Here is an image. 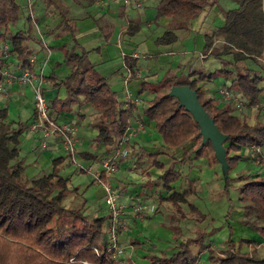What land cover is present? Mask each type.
<instances>
[{"label": "trees", "instance_id": "16d2710c", "mask_svg": "<svg viewBox=\"0 0 264 264\" xmlns=\"http://www.w3.org/2000/svg\"><path fill=\"white\" fill-rule=\"evenodd\" d=\"M47 6L56 5V0H44ZM78 2L79 0H73ZM218 0H160L157 17L169 16L182 21L181 28L198 15L217 3ZM237 8L223 14V23L215 32L204 36L203 55L217 61L221 68L212 72H197L198 77L191 79L195 72L184 77L167 74L157 84L142 82L139 93L149 88L152 98L144 104L141 114L152 121L165 147H178L186 141L191 146L184 149L180 162L206 158L208 165L218 163L210 142L202 144L199 127L192 116L179 106L178 101L168 92L172 86L188 85L196 92L199 103L213 120L219 131L226 135L223 143L227 163V178L224 180V193L230 202L228 187L232 182L239 183L238 201L242 204L243 215H253L252 221L242 220V224L264 236V173H242L234 178L228 176L241 160L239 152L254 148H264V123L248 124L234 111L238 109L233 100L225 101L219 107L213 98L199 85L202 81L222 78L230 81L227 90L238 95L242 106L254 107L264 96V0H235ZM20 6L15 0H0V42L7 41L10 53L21 66L27 64L31 54L28 45V31L19 30L14 34L7 32L8 26H14L20 15ZM137 25H128L127 34H134ZM176 41L172 31H165L155 39L156 45H169ZM75 47L64 51V63L70 73L64 79L54 80L53 86L62 85L66 96L63 100H54V113L68 111L72 105L89 104L98 116L92 124L97 134L96 144H102L115 150L122 138L135 110V104L121 102L118 94L99 76L87 61V52H75ZM136 58L124 56L123 62L129 71V77L137 73ZM59 64H56L58 66ZM256 68V69H255ZM6 108L0 109V264H134L129 258L114 256L107 249L106 226L109 214L91 217L85 215L82 206L65 207L63 201L76 192L70 193L69 180L59 175V167L64 158L51 161L52 170L48 174L28 179L24 168L18 161L19 137L25 127L6 123ZM254 152L249 151L248 156ZM86 160L93 159L89 153H83ZM155 166H163L154 162ZM81 171V170H80ZM180 177V173L171 167L166 168L160 178L166 191L162 201L170 203L175 215L172 222L187 218L181 204H187L188 214L195 216L197 222L207 219L190 205L189 191L176 192L171 187ZM232 204L228 208L231 210ZM226 248L219 251L206 249L199 240L203 233L195 238L178 242L175 251L170 254L147 256L145 264H196L197 257L189 249L196 243L200 251H207V264H262L264 256L258 257L255 248L249 253L241 251L243 246L254 242L247 239H231L232 228L227 226ZM173 234L180 231L178 225L172 226ZM202 235V236H201Z\"/></svg>", "mask_w": 264, "mask_h": 264}, {"label": "crops", "instance_id": "0c3cea01", "mask_svg": "<svg viewBox=\"0 0 264 264\" xmlns=\"http://www.w3.org/2000/svg\"><path fill=\"white\" fill-rule=\"evenodd\" d=\"M15 1L21 8L20 15L14 26L7 27V32L14 34L19 30L28 31L31 54L27 58V64L21 66V62L10 53L9 42H0V109L6 108L5 122L11 123L12 128L16 125L25 127L19 137L18 161L28 179L50 173L51 161L58 157L64 158L59 167V175L67 178L69 185L78 174L82 176L73 186L76 192L68 197L70 204L82 206L85 215L98 217L94 214L98 211L95 209V202L102 201L105 192L102 186L93 181L92 173L100 171L102 160L114 151L94 142L97 132L92 124L98 112L89 104L83 103L76 105L79 107L78 112L72 110L75 105L68 111L57 114L52 108L54 100L65 98L66 91L62 85L53 86L54 80L49 79V76L57 79L68 76L70 68L64 63V51L75 47V52L81 49L87 52L88 63L95 73L105 78L121 102H126V92L135 101L136 107L129 124L132 127L140 125L141 128L130 138L126 145L128 153L119 159L117 170L111 177L112 188L117 194L116 203L122 209L125 223V228L118 232L117 240L122 246L128 245L133 263H147V256L151 253L170 254L175 251L176 244L181 242V239L176 242L172 239L173 225L169 227V219L171 222L174 210L172 211L170 203L161 200L167 194L160 181L166 168L171 167L180 173L178 180L171 184L174 191H189L191 195L187 197L188 203L208 219H213L210 214L214 213L216 204L226 208L225 211L228 210L230 204L226 196L222 195L224 178L219 164L209 166L204 157L180 162L183 150L191 146V141L188 140L178 147H165L154 123L141 114L144 104L153 95L149 88L142 93L139 90L142 82L154 86L167 74L182 77L184 70L181 71L180 68L185 64L193 63L194 66L200 61L204 64L209 59L202 53L204 36L221 27L223 14L237 8L235 0H218L203 10L197 18L190 20L184 29L181 28L182 21L178 18L157 17L160 0H138L140 6L126 5L122 0H56V5L53 6H47L44 0ZM131 13L135 15L131 16ZM128 25H137V31L132 35L127 34L125 31ZM152 26L162 28L159 36L165 31H172L176 35V41L169 45H156L155 39L159 36L151 42L148 37L135 39L143 28L149 29ZM148 42L149 47L145 44ZM178 42L183 49L171 48ZM190 44L198 49L197 57L196 52L185 49ZM156 47H162V50H155ZM124 56L137 59L138 70L133 78L127 77L129 71L124 65ZM25 71L32 75L30 82L19 79ZM190 72H195L191 79L198 77L196 69ZM199 85L206 91V96L213 98L219 107L226 104L227 101L219 95L218 90L230 86V81L215 78L202 81ZM261 85H264V81ZM38 86L49 105L50 115L59 122H70L75 127L76 165L56 140H49L45 147H41L39 134L30 131L29 126L34 117V89ZM116 86L119 91H116ZM27 112L28 115L23 121L22 114ZM75 113L82 124L73 120L72 115ZM234 113L250 125L255 122L264 123V96L260 97L257 106L243 105ZM262 152L264 154V148ZM83 153L91 154L93 159H84ZM239 155L241 160L231 170L232 173L228 174L231 178L242 174L246 169L252 172L254 167L245 150H241ZM154 162L161 164L163 169L156 167ZM84 176L88 179L83 178ZM231 186L230 184L227 189L228 194L232 190ZM212 193L217 197L214 198ZM78 199H81L80 203ZM136 207L141 208L139 214L134 211ZM181 208L188 212L187 204H181ZM225 211H222V217L226 214ZM237 215L232 219L238 218ZM183 222L191 225L197 223L195 219L180 221ZM229 223L235 228L238 239H254L256 233L251 228L238 225L235 220ZM189 249L197 257L196 264H207L204 259L205 251H200L196 243L190 244Z\"/></svg>", "mask_w": 264, "mask_h": 264}, {"label": "built area", "instance_id": "2783aa9c", "mask_svg": "<svg viewBox=\"0 0 264 264\" xmlns=\"http://www.w3.org/2000/svg\"><path fill=\"white\" fill-rule=\"evenodd\" d=\"M122 2L126 5L134 4L136 6H140L138 0H122ZM127 77H129V72ZM19 79L22 82H30L32 75L25 71L19 76ZM218 93L225 101L233 100L237 108L242 107V101L239 97L231 94L227 88L224 87L219 89ZM125 95L126 105L135 104L134 99L128 92H126ZM29 128L31 132L39 134L41 147H45L49 140H56L70 157L71 162L76 165V161L74 159V155L76 154L75 127L70 122H59L50 115L49 105L39 86L34 89V117ZM140 128V125L132 127L129 124L122 135L117 148L108 158L102 160L101 170L92 173L93 181L102 186L105 192L104 203L109 214V220L106 226V236L108 242L107 249L112 250L114 256L122 257L123 255L124 248L118 243L117 235L121 229L125 228V223L122 217V209L115 201L117 194L115 189L112 188L111 177L117 170L119 159L126 156L128 153L126 145L128 144L130 138L133 137L136 131ZM262 149L263 148L251 147L250 150H245L247 154L249 151L254 152L250 155L251 162L253 164H264L261 162V160L264 159ZM134 211L136 214H139L141 208L136 207Z\"/></svg>", "mask_w": 264, "mask_h": 264}, {"label": "rangeland", "instance_id": "374dc122", "mask_svg": "<svg viewBox=\"0 0 264 264\" xmlns=\"http://www.w3.org/2000/svg\"><path fill=\"white\" fill-rule=\"evenodd\" d=\"M134 15H135V13H131V16H134ZM161 33H162V28H159V27L152 26L149 29L148 28H143L142 29V32L140 34H138V35L135 36V39L136 40H139L142 37H145V38L148 37V39L151 42L152 39H154L155 37L159 36ZM148 39L146 41H148ZM150 42L145 43L146 46L149 47L150 45H148V44H150ZM180 46H181V44H179V42H178L175 45H173L171 48H174V49H183ZM150 48H148V49H150ZM158 49H161L162 50V47L157 48L155 50H158ZM185 49H189L190 51L196 52L195 53L196 54L195 57L198 56L197 55V53H198L197 50L198 49L195 48L193 45H191V44H190V46L187 45L185 47ZM117 55H118V53H117ZM180 58L181 57H179V59ZM195 59L196 58H194V60ZM183 64H185V63H183ZM196 64H197V62H196ZM192 65H193V63H190L188 65L185 64L184 66H182V68H180L181 71L184 70V72L182 74L183 75L182 77L186 76L188 72L193 71L195 69L198 72L200 71V72L207 73V72L214 71L215 69L221 68V65L217 61H215L214 59H212V58H209L204 64H201V61H200L199 64L194 65V66H192ZM115 89H116V91H119L118 86H116ZM72 108H73L72 110L75 111V112H78V110H79V107L76 106V105L73 106ZM80 113H82V111H80ZM27 115H28V112H27V114L26 113L25 114H22L23 121H24V119H25V117ZM72 117H73V120L75 122H78V123L82 124V122H80L79 118L76 116V113H75V115H72ZM250 161H251V158H250ZM261 162L264 163V159H262ZM251 163H250V165H251ZM253 166L254 167H252V172L258 171L260 174H263L264 173V164H260V165L253 164ZM249 167H251V166H249ZM219 168H220V171H221L220 164H219ZM248 171H250V169H246V171H244L242 173H247ZM231 173H232V171L230 172V174ZM238 175H240V173ZM77 176H78L77 178H74L73 180H71L72 182L69 185L70 193H72L73 186L75 185V183H77V179H81L82 178V176L79 175V174ZM222 177H223V174H222ZM83 178L88 179L87 176H84ZM219 182H220V184L222 183L221 181H219ZM231 185H232L231 186L232 187L231 188L232 190L229 192V194H230V200L231 201L229 202V204L231 203L232 206H231V210L229 212H228V210L225 211L226 208H224V207L222 208V206L220 207L218 204H216V208L214 209V213L210 214V216L213 219H210V218L208 219L207 218L206 220H204L202 222L195 223V225H191V223H187V222L186 223H184V222L183 223H180V221H182V220L185 221V220L189 219V220H192L193 221L194 219H196L195 216L188 214V212H185L186 217H187L185 219L178 220V221H174V222H172V221L170 222V219H169V227H171L172 225H178V227L180 228L179 233H177L175 235L173 234V231L171 230L172 231V239L175 242L178 239H181V241H185V240H188V239L195 238V236H197L201 232V233H203V239L202 240H199V241L202 244L206 245V249L207 250L214 249V250H216V255L217 256H221L220 253H219V251L226 248L225 241L228 238V229L225 226L230 225L229 222H232L233 220H235L236 223L238 225H241V226H245V225L242 224V220L252 221V222H254L255 224H258V225L263 224V222H261V221H255V220H253L254 219V216L253 215L248 216V217H246V216L243 215V207H242V204L240 203V201H238V186H239V183L232 182ZM94 188H96V186H94ZM212 188H216V187L215 186H212ZM212 195L215 198L216 194L215 193H212ZM80 200L81 199H78L79 203H80ZM115 201L118 202L117 201V197L115 198ZM226 204L227 203H225V206L227 207ZM63 205L65 207H69V206H72L73 207V206H75V204H73V203L70 204L68 198H65L64 199ZM235 208H238V211H235ZM95 209L98 210L96 213H94L96 216H106L107 217L108 210H107V207H106V205L104 203V199L102 201H99L98 200V201L95 202ZM173 210L174 209H172V211ZM222 211L223 212L225 211V213H226L223 217H222V214H223ZM172 214H173V216L175 215L174 212H172ZM236 214H238L237 215L238 218L232 219V218L235 217L234 215H236ZM165 217L167 218V216H165ZM175 217H176V215H175ZM230 226L232 228L231 239L233 241H237L238 240V237L236 236L235 228H233L232 225H230ZM246 227H249V226H246ZM249 229H250V227H249ZM206 230H209V231H206ZM253 232L256 233L254 239H252L254 241V243L251 246H246V245L243 246L242 249H241V251L244 252V253H249L250 251H252V249L255 248V251H256L257 256L258 257H263L264 256V236L261 235L259 232H256V231H253ZM121 247L124 248L123 249L124 251H123L122 257L129 258L130 259L132 252H131L130 248L128 247V245L127 246H122L121 245ZM206 253H207V251H205V254ZM204 259H206V257H204ZM262 264H264V263H262Z\"/></svg>", "mask_w": 264, "mask_h": 264}, {"label": "water", "instance_id": "95a60500", "mask_svg": "<svg viewBox=\"0 0 264 264\" xmlns=\"http://www.w3.org/2000/svg\"><path fill=\"white\" fill-rule=\"evenodd\" d=\"M170 97L175 98L179 106L188 112L199 127V135L202 144L210 142L216 161L221 166V172L224 180L227 178V163L225 159V150L223 143L226 135L221 133L213 120L205 112L199 103L196 92L188 85L172 86L168 92Z\"/></svg>", "mask_w": 264, "mask_h": 264}]
</instances>
